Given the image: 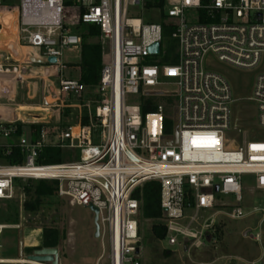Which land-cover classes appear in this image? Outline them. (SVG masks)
Here are the masks:
<instances>
[{"label":"built area","instance_id":"1","mask_svg":"<svg viewBox=\"0 0 264 264\" xmlns=\"http://www.w3.org/2000/svg\"><path fill=\"white\" fill-rule=\"evenodd\" d=\"M8 1L0 0V30L3 17L13 18L19 43L37 50L45 61L56 57L61 71L66 69L62 52L81 46L68 23L70 10L78 13V23L100 29L107 48L97 88L102 99L94 108L86 105L88 125L82 123L80 104L76 124L65 130L42 127L37 136L19 134L18 126L48 121L0 118V139L5 140L0 144V201L14 199L17 183L57 182L58 196L70 206H93L99 212L102 252L95 264H141L142 201L137 192L149 182L161 186L160 221L170 246L200 247L223 215L237 221L261 213L264 224V209L248 214L241 207L242 176H254L256 190L264 191V141L236 147L226 139L235 100L228 82L204 65L209 53L237 69L259 65L264 0H19L18 6ZM166 26L177 48L171 63L164 62ZM155 44L159 53L151 54ZM27 68L16 60L0 62V75L24 81ZM164 84L177 88L169 96L175 100L170 108L174 116L162 105L144 115L143 99L157 98L144 94L169 93L161 89ZM52 87L54 104L60 95L80 100L86 91L78 81H62L59 88L47 84ZM130 96L139 97V103L129 105ZM252 100L264 129V75L257 78ZM171 128L172 134L167 132ZM47 147L79 160L40 165ZM9 157L16 163L6 162ZM7 228L19 227L0 224V264L15 262L2 259ZM23 259L14 264H38Z\"/></svg>","mask_w":264,"mask_h":264},{"label":"rangeland","instance_id":"2","mask_svg":"<svg viewBox=\"0 0 264 264\" xmlns=\"http://www.w3.org/2000/svg\"><path fill=\"white\" fill-rule=\"evenodd\" d=\"M8 4L19 5V0H10ZM70 28L73 29L79 21L78 13L70 10L67 14ZM137 15H131L135 18ZM5 25L0 33V55L8 52L19 61L23 67H29L31 63L28 58L35 59V52L30 50L24 43H16L18 35L15 21L11 17L4 19ZM155 22L158 23L157 18ZM16 32V34H15ZM5 40V41H4ZM90 44H102L106 50L107 46L99 38L89 40ZM9 45L16 47L9 49ZM11 46V47H12ZM25 47V48H21ZM27 47V48H26ZM176 44L174 53H176ZM163 50L168 48L163 44ZM33 51V52H32ZM23 52V57L16 56V53ZM21 54V53H20ZM23 59V60H22ZM23 64H22V62ZM80 49L64 50L61 62L70 70L72 66L80 64ZM2 62V61H0ZM205 68L222 76L230 85L233 94L234 104L232 109V126L226 134V139L236 147H243L247 142L264 141V129L258 122V107L252 100L257 78L264 75V56L259 65L251 70L237 69L229 66L209 53L204 59ZM67 71L61 78H47L36 76L31 69L27 68L26 76H34V79L20 81L15 75H0V111L2 115L10 114L17 110H45L55 103L54 95H51L46 84L52 81L59 88L60 80L65 79ZM78 76L74 73V79ZM29 83V84H28ZM167 83V81H166ZM33 86L36 88V96H33ZM162 90L175 93L177 88L164 84ZM52 96V98H51ZM94 94L85 93L80 100L59 96V100L50 108L49 127L51 130H65L67 124H76L78 112L76 109H68L67 105L94 102ZM47 97V98H46ZM45 99V101H44ZM97 101L102 99L101 95L96 96ZM156 106H167L171 117L174 116L170 108L174 105L172 97L153 98ZM140 98L130 96L127 98L129 105H137ZM44 102L46 106H44ZM38 107L36 109H33ZM70 114L72 117H64ZM3 118H6L2 116ZM26 121H29L26 119ZM23 133L29 137L28 127L25 126ZM5 140L0 139V144ZM67 153L65 162L78 161L79 157ZM3 164L0 161V165ZM242 209L250 214L254 208L264 209V191L256 190V178L252 175L242 176ZM34 187L30 182H22L15 192L11 202L0 201V224L18 226V229L7 228L2 236V259L4 260H25L19 256L20 244L23 247L24 257L31 255L34 251L43 249V234L45 230L56 229L60 231L64 239L59 247V264H95L101 255L102 247L100 240L95 238L94 215L88 208L70 206L67 200L55 196L53 199L44 202L35 213H27L24 210L25 199L24 188ZM218 199V197H217ZM224 202L232 201L231 198L219 196ZM206 213H201L203 216ZM193 215V214H192ZM10 216H17L18 222L7 220ZM263 214L246 216L242 220L233 221L226 216L218 218L214 229L202 240V245L196 247L188 243L170 246L167 238L157 239L153 234V228L161 225V221H149L140 218L141 228V264H264V224L261 226ZM15 224V223H14ZM246 234V235H245ZM259 236V237H258ZM36 249L28 253L27 249Z\"/></svg>","mask_w":264,"mask_h":264},{"label":"trees","instance_id":"3","mask_svg":"<svg viewBox=\"0 0 264 264\" xmlns=\"http://www.w3.org/2000/svg\"><path fill=\"white\" fill-rule=\"evenodd\" d=\"M67 27V26H66ZM73 33L78 35L81 38L80 54L81 61L80 64L74 65L73 67L79 70V79L78 82L85 87V93L94 96V102L92 105L94 107L97 103V88L100 83L102 63L105 53V48L102 44H90L89 40L93 38L100 37V29L97 26L84 25L78 23L73 29ZM165 31V40L164 43L168 48L167 57L165 58V63H171V57L173 56L175 42L171 39L172 29L168 26L164 28ZM145 105L142 106V113L148 114L154 112L155 103L153 98L143 99ZM86 103L82 106V123L84 126L89 124L88 113L86 109ZM91 105V104H90ZM64 117H72L70 114H65ZM50 121L48 123H42L37 125L27 126L29 131L34 132L37 136L38 132L42 127H49ZM74 124H67L66 129L69 126ZM25 126L19 125V134L22 133ZM168 133H174L172 128L167 130ZM15 154V153H14ZM67 152H64L60 149L47 147L39 159L38 163L40 165H58L65 163V157ZM6 162L10 164H15L16 160L12 157L6 159ZM31 185L34 183L35 186L32 188L26 186L24 188V195L28 199H25L24 210L27 213H35L40 208V206L48 201L53 199L55 196L58 197V183L50 181H28ZM21 183H17L19 187ZM137 197L142 201L141 207V218L149 221H159L163 218V213L161 209V186L158 182H149L146 183L143 188L137 192ZM11 202V201H6ZM9 222H13V225H16L18 222L17 216H10L7 218ZM15 223V224H14ZM154 236L159 240H164L166 238V229L162 226H155L153 228ZM64 239L60 231L56 229L45 230L43 234V248H58L62 240ZM33 248H28V253H32Z\"/></svg>","mask_w":264,"mask_h":264},{"label":"water","instance_id":"4","mask_svg":"<svg viewBox=\"0 0 264 264\" xmlns=\"http://www.w3.org/2000/svg\"><path fill=\"white\" fill-rule=\"evenodd\" d=\"M151 54L159 53V44H155L149 49ZM44 63H47L50 66H57L58 59L56 57H49L46 61L44 60H33L32 64H35L33 68V72L41 73L44 71V67L42 66ZM147 97H169L173 96L172 93L165 92H147L144 94ZM41 121H48L47 115H42ZM33 121L35 119L25 118V120ZM38 120V119H36ZM219 189H215V193H218ZM92 214L94 215V225H95V238H99L100 235V226H99V212L93 206H89L88 208ZM246 235V234H245ZM19 256L21 259L24 258L23 247L20 244L19 248ZM28 262L38 263V264H59V250L57 248H43L40 250L34 251L31 255L25 257Z\"/></svg>","mask_w":264,"mask_h":264},{"label":"crops","instance_id":"5","mask_svg":"<svg viewBox=\"0 0 264 264\" xmlns=\"http://www.w3.org/2000/svg\"><path fill=\"white\" fill-rule=\"evenodd\" d=\"M20 44L19 43V41L17 40L16 41V43H12V44ZM12 45H9V49H12V48H14V47H16V45H13L12 47H11ZM21 48H25V47H21ZM27 48V47H26ZM30 50H33L34 52H35V55H34V57H35V59H33V58H28V60H29V62L31 63V65L29 66V69H31V71L33 72V68L35 67V64H32V61L33 60H44L43 58H42V55L37 51V50H35V49H33V48H31V47H28ZM80 49V48H79ZM21 53V54H20ZM21 55V56H20ZM16 56H20V57H23V52H18V53H16ZM13 60H15V58H14V56H12L10 53H9V51L8 52H4V56L2 55H0V61H2V62H9V63H12V61ZM23 60V59H22ZM45 61V60H44ZM22 62V61H21ZM22 64H23V62H22ZM43 67H44V71L43 72H41V73H38V72H33V73H35L36 74V76L38 77V76H43V77H47V78H61L63 75H64V77H65V72L67 71L68 73H67V76L68 77H66L65 79H67V80H63V78L60 80L61 82L62 81H78V79H79V70L78 69H76V68H74L73 66L71 67V69L69 70L68 69V67L67 66H65L66 67V69L64 70V71H61L59 68H57V67H55V66H50V65H48L47 63H44L43 65H42ZM75 71H77V73H78V76H77V78L76 79H74L73 77H74V73H75ZM26 78L28 79V80H30V79H34V76H25V78H24V81L26 80ZM49 82H51V84H53V86L55 87L56 85L54 84V83H52V81H49ZM29 84V83H28ZM60 85V84H59ZM46 86H47V84H46ZM37 86H33V89H34V91H33V96L35 95L36 96V88ZM57 88V87H56ZM53 91H54V88L52 87V89L50 88V92H51V95H53ZM47 98V97H46ZM51 98H52V96H51ZM55 100V99H54ZM44 101H45V99H44ZM46 102V101H45ZM44 102V106H46V103ZM71 106H74V108H72V107H69V106H66V108H68V109H76L77 110V112H78V114H80V112H81V108L79 107V105L78 104H72ZM36 108H38V107H35V108H33V109H36ZM0 109H2V108H0ZM3 115H2V112L0 111V118H3L2 117ZM5 117V116H4ZM3 119H6V120H11V119H9V118H3ZM49 119V118H48ZM12 121V120H11Z\"/></svg>","mask_w":264,"mask_h":264},{"label":"bare ground","instance_id":"6","mask_svg":"<svg viewBox=\"0 0 264 264\" xmlns=\"http://www.w3.org/2000/svg\"><path fill=\"white\" fill-rule=\"evenodd\" d=\"M7 17H10V16H6V17H3V18L5 19ZM3 30L4 29L0 30L1 35L3 34V32H2ZM15 34H16V32H15ZM15 36H16V40H17V34ZM47 112H48L47 109H45V110H37V111L20 109V110H17V111H12L10 114L8 113V114L3 115V116H5L6 118H9L11 120H15V121H18V122H23L25 120V118L39 119L42 115H46ZM11 261L17 262V260H11ZM15 262H13V264ZM19 264H23V262H19Z\"/></svg>","mask_w":264,"mask_h":264},{"label":"snow or ice","instance_id":"7","mask_svg":"<svg viewBox=\"0 0 264 264\" xmlns=\"http://www.w3.org/2000/svg\"><path fill=\"white\" fill-rule=\"evenodd\" d=\"M254 147H256V146H254Z\"/></svg>","mask_w":264,"mask_h":264}]
</instances>
